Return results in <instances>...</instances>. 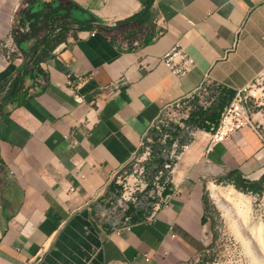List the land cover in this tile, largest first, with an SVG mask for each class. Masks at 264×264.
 Instances as JSON below:
<instances>
[{
	"label": "crops",
	"instance_id": "crops-1",
	"mask_svg": "<svg viewBox=\"0 0 264 264\" xmlns=\"http://www.w3.org/2000/svg\"><path fill=\"white\" fill-rule=\"evenodd\" d=\"M263 70L264 0H0V264L199 262L214 189L264 181L259 115L209 147Z\"/></svg>",
	"mask_w": 264,
	"mask_h": 264
},
{
	"label": "rangeland",
	"instance_id": "rangeland-1",
	"mask_svg": "<svg viewBox=\"0 0 264 264\" xmlns=\"http://www.w3.org/2000/svg\"><path fill=\"white\" fill-rule=\"evenodd\" d=\"M222 187L208 213L215 241L196 264H264V195Z\"/></svg>",
	"mask_w": 264,
	"mask_h": 264
},
{
	"label": "built area",
	"instance_id": "built-area-1",
	"mask_svg": "<svg viewBox=\"0 0 264 264\" xmlns=\"http://www.w3.org/2000/svg\"><path fill=\"white\" fill-rule=\"evenodd\" d=\"M163 63L176 76L188 74L195 66L194 59L181 44H175L163 56ZM264 119V70L255 79L237 91L236 96L216 129L210 133L209 147L222 143L245 127L261 133L255 117Z\"/></svg>",
	"mask_w": 264,
	"mask_h": 264
},
{
	"label": "trees",
	"instance_id": "trees-1",
	"mask_svg": "<svg viewBox=\"0 0 264 264\" xmlns=\"http://www.w3.org/2000/svg\"><path fill=\"white\" fill-rule=\"evenodd\" d=\"M15 42L18 45V42H17L16 38H15ZM234 174H236V173H234ZM231 179H232V177H230V181L233 182V185L235 186V188L239 192H242V193L260 194L263 191V189H264V187H263V182L264 181L252 183L251 181L242 179L238 175H236L235 180H231ZM206 200L208 202V199H206Z\"/></svg>",
	"mask_w": 264,
	"mask_h": 264
}]
</instances>
